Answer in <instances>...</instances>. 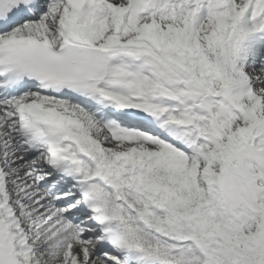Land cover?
Masks as SVG:
<instances>
[{"label":"snow or ice","instance_id":"snow-or-ice-1","mask_svg":"<svg viewBox=\"0 0 264 264\" xmlns=\"http://www.w3.org/2000/svg\"><path fill=\"white\" fill-rule=\"evenodd\" d=\"M0 264H264V0H0Z\"/></svg>","mask_w":264,"mask_h":264}]
</instances>
